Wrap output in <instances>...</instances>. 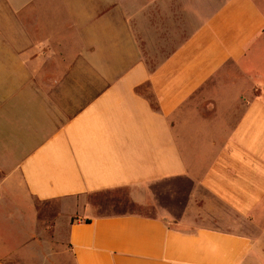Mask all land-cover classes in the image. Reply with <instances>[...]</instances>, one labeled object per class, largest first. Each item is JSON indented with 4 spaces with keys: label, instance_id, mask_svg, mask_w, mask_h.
I'll use <instances>...</instances> for the list:
<instances>
[{
    "label": "crops",
    "instance_id": "0c3cea01",
    "mask_svg": "<svg viewBox=\"0 0 264 264\" xmlns=\"http://www.w3.org/2000/svg\"><path fill=\"white\" fill-rule=\"evenodd\" d=\"M263 28L253 0H0V264H250L263 93L215 91Z\"/></svg>",
    "mask_w": 264,
    "mask_h": 264
},
{
    "label": "rangeland",
    "instance_id": "374dc122",
    "mask_svg": "<svg viewBox=\"0 0 264 264\" xmlns=\"http://www.w3.org/2000/svg\"><path fill=\"white\" fill-rule=\"evenodd\" d=\"M254 5L258 13L264 18V0H253ZM253 37V36H252ZM250 44V43H249ZM2 52L5 55V52ZM239 73L236 72L237 69L235 68V85H223L216 89L215 95L220 99V108L227 109V100L233 92L239 87L242 88H249L251 92V88L260 91L259 93L263 95L262 104L264 106V28L263 30L256 35V37L252 40V43L248 46L243 56L239 58L238 61ZM246 68V69H245ZM7 69V68H6ZM225 69V68H224ZM1 89L4 90L6 84H1ZM263 127L261 130H258V135L256 137L257 140H264V122L260 125ZM159 192L164 194L165 190L168 191L169 189V182H161ZM180 189L184 190L185 188H189V185L186 184L184 181L180 183ZM64 204L59 199H50V200H34V215L38 222H47L48 224V232L50 236V241L57 240V231L59 230V234L62 235V228L58 227L54 222L57 220L62 219V207ZM13 207V206H12ZM140 211L146 213H152L154 208L152 205H140L137 206ZM10 208H6V210L0 211V224H2L3 229L9 232L11 239H12V214L15 210L13 207L12 214L10 213ZM9 213V216L7 215ZM5 214L7 216H5ZM194 222L202 223L201 217L194 216ZM58 222V221H57ZM54 227V231H53ZM256 230V237H257V246L256 252L257 257L252 260L250 264H264V235L262 237L261 234L264 232V226L261 228L255 229ZM59 235V237H61ZM52 239V240H51ZM12 241V240H11ZM55 242L50 243V248L55 249ZM49 264H72L69 255L63 251H55L53 254L50 253L48 257Z\"/></svg>",
    "mask_w": 264,
    "mask_h": 264
}]
</instances>
